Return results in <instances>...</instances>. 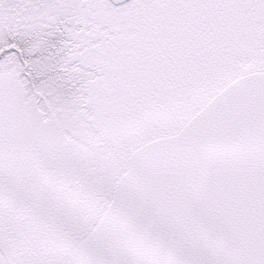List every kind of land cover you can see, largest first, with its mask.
<instances>
[{
  "label": "snow or ice",
  "instance_id": "1",
  "mask_svg": "<svg viewBox=\"0 0 264 264\" xmlns=\"http://www.w3.org/2000/svg\"><path fill=\"white\" fill-rule=\"evenodd\" d=\"M0 264H264V0H0Z\"/></svg>",
  "mask_w": 264,
  "mask_h": 264
}]
</instances>
